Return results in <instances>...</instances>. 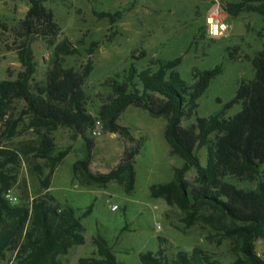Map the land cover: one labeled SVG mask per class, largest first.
I'll use <instances>...</instances> for the list:
<instances>
[{"label":"rangeland","instance_id":"obj_1","mask_svg":"<svg viewBox=\"0 0 264 264\" xmlns=\"http://www.w3.org/2000/svg\"><path fill=\"white\" fill-rule=\"evenodd\" d=\"M233 1L237 0H48L45 6L53 12L60 31L52 46L41 37L31 42L35 71L30 85L47 79L55 67V47L67 38L72 50L58 53L57 69L80 68L88 59L92 60L93 68L84 84L91 114L96 115L109 100L111 90L106 81L117 75L122 77L131 63L140 70L151 60L176 57H181L176 70L187 84L193 82L194 69L222 64L221 73L198 99L192 121L196 116L215 114L234 97L242 81L253 78L252 59L263 48L260 33L264 35V18L254 11L246 10L237 16L227 13L226 35L209 37L205 33V18L212 7ZM29 5V0H0V81L14 80L25 70L18 55L16 32ZM117 10L121 15L115 24L99 14ZM93 42L97 46L89 54ZM142 51L144 56H140ZM133 54L140 58H133ZM240 109L241 104H234L225 116H233ZM24 112L25 104L19 99L0 110V151L18 154L16 161L7 166L9 189L18 197V203L30 204L47 191L60 204L82 209L93 205L91 213L81 220L85 243L62 256L64 264H78L79 257L92 255V238L96 235L108 240L122 264H145L142 254L147 252L171 262L178 251L190 255L194 248L202 249L213 264H240L231 249L233 239L215 227L218 215L213 211L200 208L188 223L184 212L150 197L149 186L171 180L175 166L182 165L180 157L169 155L163 117H153L139 107H127L118 124L128 127L129 136L105 129L96 137L88 133L93 142L89 156L82 136L72 129L58 126L49 131L55 147L53 154L65 149L69 152L56 166L50 187L45 190L42 182L50 170L48 161L35 156L31 148L38 145L47 131L33 125ZM139 140L142 144L135 156L132 193H125L115 180L87 186L74 178L72 165L76 161L88 158L93 173H107L119 163L124 149ZM199 155L205 164L206 149H200ZM194 175V170L189 171L188 179L192 180ZM113 205L118 209L112 210ZM204 218H211V222ZM224 222L220 220L221 224ZM255 250L264 259V241L257 240ZM0 264H17L14 252L7 251Z\"/></svg>","mask_w":264,"mask_h":264},{"label":"trees","instance_id":"obj_2","mask_svg":"<svg viewBox=\"0 0 264 264\" xmlns=\"http://www.w3.org/2000/svg\"><path fill=\"white\" fill-rule=\"evenodd\" d=\"M46 1L29 0V8L16 32L18 55L25 70L14 80L0 81V110L14 99L22 100L31 123L47 131L38 145L31 148L35 156L48 161L50 170L42 182L43 188L50 187L56 166L69 152L65 149L53 154L55 147L49 131L58 126L72 129L82 136L89 156L93 142L87 134L97 119L102 121L103 130L129 136L128 127L118 124V119L127 107H139L153 117L166 120L164 137L169 155L182 159V165L174 168L171 180L149 186L150 197L162 199L168 206L184 212L188 223L200 208L213 211L218 215L215 227L233 239L231 249L238 256L237 262L264 264L255 250V242L264 241V35L260 33L263 48L252 59L253 78L242 81L234 97L215 114L196 116L192 121L198 99L221 73L222 64L205 70L194 69L193 82L187 84L176 70L181 62V57H176L151 60L140 70L131 63L122 77L117 75L106 81L111 90L109 100L93 115L88 111L84 91L93 68L92 60L88 59L80 68L57 69L58 53L72 50L67 38L55 47V67L47 79L30 85L35 71L31 42L41 37L52 46L60 31L53 12L45 6ZM222 7L230 16L249 10L264 18V0H237ZM99 14L115 24L121 11ZM96 46V42L91 44L89 54ZM144 55L142 51L140 56ZM132 57L140 58L134 54ZM237 103L241 109L226 117L225 111ZM141 144L139 140L125 148L119 163L107 173H93L88 158L78 160L72 165L73 176L88 186L115 180L130 194L135 188V156ZM202 148L206 149L205 164L199 155ZM17 156L15 151H0V260L12 250L17 264H64L61 257L74 246L85 243L81 220L91 213L93 205L82 209L60 204L47 191L33 198L30 204L9 203L4 197L10 190L7 166ZM191 170L195 175L189 180L187 174ZM204 219L211 222V218ZM221 219L225 221L222 224ZM92 243L95 247L92 255L79 257L78 264H122L106 238L96 235ZM161 253L159 250L158 255ZM209 258L199 248H194L190 255L178 251L171 262L154 257L152 252L142 254L145 264H213Z\"/></svg>","mask_w":264,"mask_h":264},{"label":"built area","instance_id":"obj_3","mask_svg":"<svg viewBox=\"0 0 264 264\" xmlns=\"http://www.w3.org/2000/svg\"><path fill=\"white\" fill-rule=\"evenodd\" d=\"M227 12L222 7L221 4L216 3L212 9L209 11L205 18V33L209 37L223 36L229 31V24L227 22ZM103 132V124L100 119H97L90 130V135L93 137L101 135ZM5 199L11 203L16 204L18 202V197L8 190L4 194ZM118 207L116 205L112 206V210H116ZM157 228H161L159 224L156 225Z\"/></svg>","mask_w":264,"mask_h":264},{"label":"crops","instance_id":"obj_4","mask_svg":"<svg viewBox=\"0 0 264 264\" xmlns=\"http://www.w3.org/2000/svg\"><path fill=\"white\" fill-rule=\"evenodd\" d=\"M175 167H179V166H175ZM88 186V185H87ZM91 186V185H90ZM49 189V188H48ZM118 209V208H117Z\"/></svg>","mask_w":264,"mask_h":264}]
</instances>
